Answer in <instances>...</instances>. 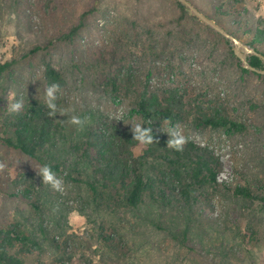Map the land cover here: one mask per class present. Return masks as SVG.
Returning a JSON list of instances; mask_svg holds the SVG:
<instances>
[{
  "label": "rangeland",
  "instance_id": "1",
  "mask_svg": "<svg viewBox=\"0 0 264 264\" xmlns=\"http://www.w3.org/2000/svg\"><path fill=\"white\" fill-rule=\"evenodd\" d=\"M188 1L246 44L251 29L264 25V0ZM230 1L245 15L215 9ZM179 4L0 0V136H12L10 122L31 101L46 106L45 90L56 84L46 81V64L63 77L58 130L48 148L32 159L0 139V229L17 226L35 243L23 264H264V203L233 192L247 186L264 194V75L243 71L231 43ZM128 74L131 85L122 80ZM147 80L158 93L187 89L190 108L211 100L243 125L239 132L203 127L193 111L179 123L188 141L217 162L216 183L198 189L192 206L146 201L120 208L116 191L74 151L99 120L140 124L130 112ZM15 101L23 102L18 113L7 107ZM72 115L89 118L83 130L69 122ZM45 164L62 191L37 174ZM163 168L152 160L145 178L156 182Z\"/></svg>",
  "mask_w": 264,
  "mask_h": 264
},
{
  "label": "trees",
  "instance_id": "2",
  "mask_svg": "<svg viewBox=\"0 0 264 264\" xmlns=\"http://www.w3.org/2000/svg\"><path fill=\"white\" fill-rule=\"evenodd\" d=\"M215 9L224 16L231 15L230 10L240 16L245 15V11L238 10L232 1L218 4ZM80 27L81 25L74 26L67 36L76 34ZM250 32L253 37L248 45L264 54L259 49L260 44H264V25L253 27ZM248 61L256 68H264L262 61L256 56H250ZM4 68L1 65L0 72ZM242 70L252 72L244 68ZM129 75L122 79L125 85L132 84ZM44 76L49 84L63 83L62 74L49 63L45 66ZM110 82H114V85L118 83L116 78ZM116 90L113 89V92H117ZM187 96V89L182 92L177 88L167 89L162 93L150 91L148 80L138 91L136 107L131 110L130 117L137 115L141 118L142 126L151 127L158 143L145 145L132 140V128L102 119L88 126L82 141L75 144L74 151L89 160L94 172L116 191L115 203L118 207L137 208L146 201L160 208L175 204L192 206L198 189L216 183L217 162L214 157L189 141L183 151L168 148L167 141L170 137L164 132L163 126L165 123L175 126L183 122L189 111H193L197 123L203 127L239 132L243 125L233 120L223 106L213 105L211 100H208L207 107L197 103L190 108ZM200 96L202 95L194 97V100ZM47 112L48 109L43 103L31 101L10 122L12 136L4 134L0 139L25 156L37 158L40 152L53 143L54 134L58 130L56 116H49ZM152 160L166 165V168L159 171L156 182L145 178V170ZM233 192L239 197L264 203V194H256L250 187L237 186ZM31 244L35 245L21 228H1L0 264H23V256Z\"/></svg>",
  "mask_w": 264,
  "mask_h": 264
},
{
  "label": "clouds",
  "instance_id": "3",
  "mask_svg": "<svg viewBox=\"0 0 264 264\" xmlns=\"http://www.w3.org/2000/svg\"><path fill=\"white\" fill-rule=\"evenodd\" d=\"M60 91L59 85L52 84L48 86L45 90V102L48 109L47 115L54 116L57 113V104L58 99L57 93ZM8 109L10 112L18 113L23 107L22 101H15L11 104H8ZM88 117H81L77 115H72L69 122L72 125L77 126L78 130H83L84 126L88 122ZM132 140L138 141L145 145H151L153 143H158L154 139L151 127H144L141 124L137 123L132 125ZM170 137L167 141V147L175 151H183L184 146L188 143L189 138L186 137L179 124L175 126H170L165 132ZM0 168H3V165L0 164ZM37 174L42 177L44 184L50 185L54 190L62 191L63 182L56 176V173L52 170L51 166L45 164L39 168Z\"/></svg>",
  "mask_w": 264,
  "mask_h": 264
},
{
  "label": "water",
  "instance_id": "4",
  "mask_svg": "<svg viewBox=\"0 0 264 264\" xmlns=\"http://www.w3.org/2000/svg\"><path fill=\"white\" fill-rule=\"evenodd\" d=\"M185 10L192 16H195L204 24L213 28L216 32L221 34L224 38H226L232 45V50L238 61L240 62L242 68L250 70L252 72H256L258 74L264 75V68H256L250 65L248 58L250 56H256L260 58L264 67V54L256 51L253 47L248 44L242 42L237 37L226 31L223 27L219 26L214 20H212L207 15L200 12L197 8H195L188 0H177Z\"/></svg>",
  "mask_w": 264,
  "mask_h": 264
}]
</instances>
